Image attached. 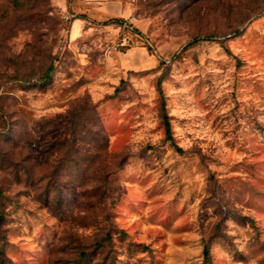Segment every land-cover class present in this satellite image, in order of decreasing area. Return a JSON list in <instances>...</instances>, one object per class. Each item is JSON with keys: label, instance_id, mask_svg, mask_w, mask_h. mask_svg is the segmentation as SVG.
Instances as JSON below:
<instances>
[{"label": "rangeland", "instance_id": "obj_1", "mask_svg": "<svg viewBox=\"0 0 264 264\" xmlns=\"http://www.w3.org/2000/svg\"><path fill=\"white\" fill-rule=\"evenodd\" d=\"M204 244L264 264V0H0V264Z\"/></svg>", "mask_w": 264, "mask_h": 264}, {"label": "trees", "instance_id": "obj_2", "mask_svg": "<svg viewBox=\"0 0 264 264\" xmlns=\"http://www.w3.org/2000/svg\"><path fill=\"white\" fill-rule=\"evenodd\" d=\"M122 24L126 22V20H121L120 21ZM127 28H133L131 23L126 22ZM150 38L149 36H146ZM149 47H152V44H149ZM53 70V66L50 65L46 71L39 77L40 80H46L51 77V71ZM164 125H165V131H166V136L168 139H173L172 135V129H171V124L169 121V117L167 115H164ZM203 255H204V264H210V248L208 244H204V249H203Z\"/></svg>", "mask_w": 264, "mask_h": 264}, {"label": "built area", "instance_id": "obj_3", "mask_svg": "<svg viewBox=\"0 0 264 264\" xmlns=\"http://www.w3.org/2000/svg\"><path fill=\"white\" fill-rule=\"evenodd\" d=\"M126 26H127V24H126ZM130 43H131V38L129 36L125 35L123 37H120L118 40H116L113 43L112 48L115 50H120V49L127 47Z\"/></svg>", "mask_w": 264, "mask_h": 264}, {"label": "crops", "instance_id": "obj_4", "mask_svg": "<svg viewBox=\"0 0 264 264\" xmlns=\"http://www.w3.org/2000/svg\"><path fill=\"white\" fill-rule=\"evenodd\" d=\"M81 24H82L81 21H79L78 19H75V21H73V29H74L76 26H79V25H81Z\"/></svg>", "mask_w": 264, "mask_h": 264}]
</instances>
